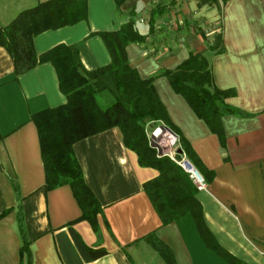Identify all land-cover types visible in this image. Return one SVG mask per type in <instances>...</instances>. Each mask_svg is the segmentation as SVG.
Here are the masks:
<instances>
[{
    "label": "crops",
    "instance_id": "crops-1",
    "mask_svg": "<svg viewBox=\"0 0 264 264\" xmlns=\"http://www.w3.org/2000/svg\"><path fill=\"white\" fill-rule=\"evenodd\" d=\"M42 1L0 0V28ZM76 1H85L86 20L35 37L38 56L57 45L73 46L86 71L104 67L110 57L97 34L116 32L130 20L144 40L125 52L141 79L205 53L214 88L232 92L223 101L240 113L220 120L224 149L165 77L153 81V90L195 159L213 174L196 193L207 232L238 262L264 264V0H125L119 8L113 0ZM13 68L0 47V264L20 263L19 211L31 264H165L146 239L150 235L171 250L176 264H231L204 246L191 217L162 225L143 191L158 172L138 164L117 128L73 145L84 184L101 208L98 237L87 221H78L71 186L45 192L31 115L63 106L66 98L50 64L17 76ZM173 137L170 154L181 150ZM72 232L85 247L106 254L86 263Z\"/></svg>",
    "mask_w": 264,
    "mask_h": 264
},
{
    "label": "trees",
    "instance_id": "trees-1",
    "mask_svg": "<svg viewBox=\"0 0 264 264\" xmlns=\"http://www.w3.org/2000/svg\"><path fill=\"white\" fill-rule=\"evenodd\" d=\"M119 8L125 0H113ZM85 1L46 0L19 13L5 27L0 28V47L5 49L13 63L14 75L31 70L40 64L54 68L59 91L66 103L31 115L36 125L40 153L45 174V192L63 185L71 186L73 198L79 205L78 221H87L99 236L96 217L100 206L89 188L84 184L82 172L73 153L77 142L117 128L121 132L124 146L133 151L141 167L155 169L157 177L145 182L143 191L162 225H169L184 216L192 218L204 246L223 256L231 264H242L222 251L207 232L201 207L196 199L198 187L190 175L175 161L185 155L187 163L197 171L205 184L213 179L195 159L189 145L174 129L166 116V110L153 87L157 77H165L171 90L181 96L194 115L217 136L224 149L225 141L220 120L225 115H239L237 110L225 104L232 92L214 88L209 62L205 53L190 54L174 71H162L147 79L139 78L127 60L126 47L142 43L144 38L136 32L130 20L116 32H101L97 35L105 45L110 63L93 71H86L73 46L57 45L49 51L35 53L33 39L45 32L76 25L87 18ZM148 126L151 128L147 129ZM169 129L178 139L182 150L175 151V161L159 154L148 136L156 128ZM183 154V155H182ZM17 185L13 183L18 199ZM19 211L18 229L23 240L20 263L31 264L28 242L23 227V216ZM73 241L84 261L91 262L106 254L104 250H92L84 246L72 232ZM151 248L159 254L165 264H176L171 250L153 235L146 238Z\"/></svg>",
    "mask_w": 264,
    "mask_h": 264
},
{
    "label": "rangeland",
    "instance_id": "rangeland-1",
    "mask_svg": "<svg viewBox=\"0 0 264 264\" xmlns=\"http://www.w3.org/2000/svg\"><path fill=\"white\" fill-rule=\"evenodd\" d=\"M151 128L150 126H148L147 129ZM159 128L153 129V131L150 133V131H148V136H152L153 133H156V131ZM174 137L171 136L168 133H160L159 135H156L155 139L153 141H150L149 143L151 145H154L156 147H158L162 153H166V154H170L168 149L174 148Z\"/></svg>",
    "mask_w": 264,
    "mask_h": 264
},
{
    "label": "built area",
    "instance_id": "built-area-1",
    "mask_svg": "<svg viewBox=\"0 0 264 264\" xmlns=\"http://www.w3.org/2000/svg\"><path fill=\"white\" fill-rule=\"evenodd\" d=\"M153 134H155V133H153ZM174 154H175V152L172 153V154H169V155H168L173 161H175V155H174ZM184 161H185V160H181V161H179V162L175 161V162H176L179 166H181V168H183V169H184V170L190 175L191 180L194 181V183H195L196 186L198 187V190H202V189H204V187H205V183L203 182L202 178H201V177H200V178L196 177V176L193 174L192 170H189V169L184 168V167H185ZM190 168H191V167H190ZM191 169H193V168H191Z\"/></svg>",
    "mask_w": 264,
    "mask_h": 264
},
{
    "label": "water",
    "instance_id": "water-1",
    "mask_svg": "<svg viewBox=\"0 0 264 264\" xmlns=\"http://www.w3.org/2000/svg\"><path fill=\"white\" fill-rule=\"evenodd\" d=\"M157 132H159V134H160V133H168V134H170L171 136H174L173 133H172L169 129H166V128H163V127H161L160 129H158V130L156 131V133H157ZM159 134H158V135H159ZM155 137H156V135H155V134H152V139H153V140L155 139ZM157 149H158V153L161 155V154H162V151H161L158 147H157ZM178 153L180 154V153H181V150H178ZM184 164L187 165V168H190V165L187 163V161H184ZM192 172H193V174H194L196 177L200 178V175L197 173L196 170L192 169Z\"/></svg>",
    "mask_w": 264,
    "mask_h": 264
},
{
    "label": "bare ground",
    "instance_id": "bare-ground-1",
    "mask_svg": "<svg viewBox=\"0 0 264 264\" xmlns=\"http://www.w3.org/2000/svg\"><path fill=\"white\" fill-rule=\"evenodd\" d=\"M158 134H159V132L155 133V135H158ZM184 168L189 169V170H192L191 168H187V165H185Z\"/></svg>",
    "mask_w": 264,
    "mask_h": 264
}]
</instances>
